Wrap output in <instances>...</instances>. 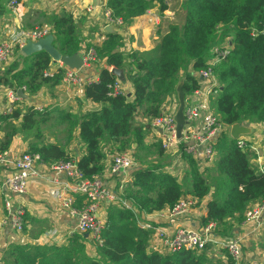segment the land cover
<instances>
[{"label": "trees", "instance_id": "obj_1", "mask_svg": "<svg viewBox=\"0 0 264 264\" xmlns=\"http://www.w3.org/2000/svg\"><path fill=\"white\" fill-rule=\"evenodd\" d=\"M155 5L162 12L172 7L178 16L160 32L157 51L127 53L123 51V37L108 32L105 40L94 47L99 78L85 86L86 97L101 104L100 109L79 118L63 114L70 135L79 125V140L85 152L75 160L85 179L102 177L109 154L148 146L146 134L165 102L177 93L180 82H184L186 95L199 87L195 72L209 67L207 61L220 42L231 46L227 56L215 66L221 83L212 100L216 115L229 126L264 123V0H107L105 8L113 17L129 23ZM77 21L70 13L50 20L54 45L62 54L72 55L82 48ZM52 62L45 51L28 56L25 65L11 76L14 86H25L29 93L36 94L51 81L59 83L64 69L50 72ZM112 67L124 69L132 93H114L118 78L111 72ZM47 72L53 75H46ZM182 72L184 79L180 78ZM49 118L50 112L20 102L11 113L0 114V132H4L0 154L9 151L16 134L22 133L30 141L26 152L39 154L43 163L74 159L65 145L42 141V124ZM215 145L219 156L209 176L205 174V162L187 152L184 144L181 154L188 169L183 180L162 171L160 160L134 166V179L123 188L122 195L131 206L110 204L100 242L75 231L63 244H12L0 264H213L205 251L182 248L162 252L152 247L155 227L142 228L139 220L142 212L171 211L187 196L198 205L210 198L203 226L213 222L218 235L230 236L235 225L247 219L248 209L264 199V171L254 166L252 153L228 133L222 132ZM157 149L160 156L168 152L161 142ZM223 251L227 256L223 264H234Z\"/></svg>", "mask_w": 264, "mask_h": 264}, {"label": "crops", "instance_id": "obj_2", "mask_svg": "<svg viewBox=\"0 0 264 264\" xmlns=\"http://www.w3.org/2000/svg\"><path fill=\"white\" fill-rule=\"evenodd\" d=\"M107 0H99V5L95 6L93 0H21L18 5L11 6L10 0H0V43L12 39L14 33L20 30L32 29L35 27H47L52 31V20L55 16H62L65 13L72 14L78 19L82 35V48L79 52L83 53L88 48H94L100 45L105 40L108 24L105 22V5ZM91 7V9H89ZM178 16L176 11L170 7L162 12L155 5L145 14L136 17L129 23L110 25L115 32L123 37V51L130 53L140 51L145 53L156 52L160 40V32L164 30L165 25L169 21L176 20ZM21 48H17L13 57L4 63H0V112L7 107V96L11 89H17L11 79L12 74L22 68L27 62ZM105 66V62H101ZM60 67L57 62H52L50 72H56ZM192 73L193 67L189 68ZM100 68L95 65L85 67L80 71L82 83H70L64 80V77L59 83L54 81L42 86L36 93L31 94L26 90L27 98H21L20 103L30 105L45 112H50L51 119L55 121L54 125H49L55 128L54 131H45L42 141L61 143L66 146L74 159L81 157L85 148L79 140V125L74 129L72 135H68V131H64L69 123L63 114L70 113L74 117L99 110L101 104L95 103L88 99L85 95V86L87 81L94 82L99 78ZM182 74V73H181ZM122 89L127 92H133L131 82H122ZM170 100V99H169ZM174 103L165 102V109L172 110ZM65 123V124H63ZM252 128V133L244 135L241 138L249 143L256 144V149L262 153H252V163L257 169H264V123L246 122ZM19 125V123H16ZM152 126V125H151ZM64 127L62 131L58 128ZM149 134V135H148ZM161 131L154 130L152 127L147 132L145 142L150 144L161 141ZM230 135V133H229ZM4 136V132H0V139ZM231 137V135H230ZM66 138L65 140H63ZM69 138V140H68ZM219 137L213 138L215 144ZM232 138V137H231ZM60 140V141H59ZM32 141V140H31ZM29 140L24 137V134H16L9 151H7V163H0V261L3 253L12 244H52L54 242L63 244L69 237L75 233L78 219L70 214V211L61 207L58 201L52 196V191L57 187H67L69 193L75 198L76 204H82V197L71 193L70 181L66 173L53 170L49 164L42 165L39 176L34 180L29 181L27 191L23 194H12L6 181L14 169L13 161L16 157L29 150ZM215 150V149H214ZM176 149L165 153L166 156H172L165 167L172 166L174 174L178 175L180 180H183L186 174L187 164L184 159L175 153ZM113 156L108 157L105 161V169L102 173V178L105 183L117 195L120 190L133 181L134 168L123 169L119 173H113L111 166ZM207 165H205V168ZM124 185L123 188L121 186ZM127 187V186H126ZM214 189V187L212 188ZM11 197L16 207L25 209V228L23 233H18L13 227L11 216L6 208V199ZM129 200V199H128ZM210 198L197 204L191 211L186 214L171 216L169 209L161 212L140 214V223L144 225L154 226L166 230L168 233H173L178 228L189 227L195 230L204 228L203 216L206 214V205ZM130 201V200H129ZM81 203V204H80ZM129 205L131 203L128 202ZM109 203L101 205L99 216L106 219ZM141 221V222H140ZM258 219L245 220L239 225H235L230 236L225 238H240L242 246V258L240 264H248L249 262L264 263V236L259 226ZM154 228V229H155ZM56 230L57 234L52 235ZM151 246L161 247V241L157 236V232L151 237ZM205 250L209 258V263L219 264L226 262V254L223 249H215L210 246Z\"/></svg>", "mask_w": 264, "mask_h": 264}, {"label": "built area", "instance_id": "obj_3", "mask_svg": "<svg viewBox=\"0 0 264 264\" xmlns=\"http://www.w3.org/2000/svg\"><path fill=\"white\" fill-rule=\"evenodd\" d=\"M21 0H10V5L15 6ZM91 9V7L89 8ZM105 22L108 25L124 24L121 18H115L110 11L105 8ZM51 29L47 27H35L27 30H20L14 33L11 40L0 43V63L9 61L17 48H22L29 40L37 41L51 33ZM229 41V40H228ZM227 41V42H228ZM229 46V45H228ZM226 41L217 43L213 48V55L207 61L209 67L195 72V76L199 81V87L186 95L185 115L188 121L186 124L183 137L179 139L176 135V122L174 115L176 109L162 111L160 116L153 120L152 127L154 130H160L161 144L166 151L176 149L182 157L181 147L184 144L185 150L193 153L202 163L205 160L212 158L214 152L213 140L214 135H219L222 132L229 131L231 125H225L216 115L212 100L218 95L221 83L215 73V66L227 56L228 50ZM230 48V46H229ZM227 50V52L225 51ZM85 66L95 65L98 62V56L95 48H88L82 53ZM60 68L64 69V80L70 83H82L83 79L80 76V71L70 69L64 64L59 63ZM46 75H53L47 72ZM89 82V81H87ZM122 82L118 80L114 85L115 92H123ZM26 92V87H20ZM18 89H11L7 96V107L0 114L11 113L17 106V102L21 97L18 94ZM243 124L247 125L246 122ZM249 126V125H247ZM250 127V126H249ZM244 136V135H243ZM242 137V136H241ZM237 139L241 147L247 148L248 141L242 138ZM256 144L250 143V147L254 148L257 153ZM113 156L111 171L119 173L123 169L134 168L135 157L134 152L130 149L117 151ZM7 152L0 154V163H7ZM14 169L7 178L6 184L10 188L12 194L20 195L27 191L28 183L39 176L41 166L46 165L40 160L37 153L24 152L16 157L13 161ZM50 167L57 172L67 174L70 183L71 193L82 197V204L77 206L75 198L69 193L67 187H57L52 191V197L59 202L61 207L70 211V214L77 217L78 223L76 231L88 233L92 238L100 242L101 232L104 228L106 219L99 216V211L103 203L116 204L122 203L127 207L131 205L128 199H122L123 189L119 194H115L112 189L105 185L103 178L94 176L88 179L83 177L76 160L60 161L49 164ZM172 172L174 168L169 166L166 168ZM264 171V169L262 170ZM174 172V171H173ZM172 172V173H173ZM174 174V173H173ZM124 185L121 186L123 188ZM197 201L191 196L182 198L178 204L170 211L171 216L183 215L196 207ZM6 208L10 213L13 227L18 233H23L25 228V209L16 207L11 197L6 199ZM247 220L258 219L259 226L264 236V199L246 212ZM140 223L142 228L148 229L151 226ZM216 224L211 222L200 231L183 227L178 228L173 233H168L166 230L155 228L157 236L161 241L162 252H177L182 248L193 249L198 252H203L210 246L215 249H225L234 260V264H240L242 258V246L240 238H225L216 232ZM75 232V231H74ZM54 230L52 235H56ZM55 243V242H54ZM157 248V247H155ZM158 249V248H157ZM248 264H264L262 262H249Z\"/></svg>", "mask_w": 264, "mask_h": 264}, {"label": "water", "instance_id": "obj_4", "mask_svg": "<svg viewBox=\"0 0 264 264\" xmlns=\"http://www.w3.org/2000/svg\"><path fill=\"white\" fill-rule=\"evenodd\" d=\"M95 6L99 5V0H93ZM109 32L114 33L115 30L108 25L106 28ZM264 34V31H263ZM55 35L54 33H49L45 37L38 39L37 41L29 40L22 48V52L27 55L31 56L37 52L45 51L47 52L54 62L62 63L66 67L75 70H83L86 66L84 63V59L81 52L74 53L72 55H65L62 54L59 49L54 45ZM111 72L117 76L118 80L121 82L126 81V74L124 69L118 67H112ZM184 82H180L177 85V97H178V107L174 115V120L176 122V135L179 139L183 137V132L185 129L186 124L188 121L185 115L186 109V93L184 91ZM18 94L21 98H27V94L23 91V89H18ZM252 128L243 124V123H234L231 125L230 135L233 139H239L243 135L251 134ZM89 236L88 233L85 234Z\"/></svg>", "mask_w": 264, "mask_h": 264}, {"label": "rangeland", "instance_id": "obj_5", "mask_svg": "<svg viewBox=\"0 0 264 264\" xmlns=\"http://www.w3.org/2000/svg\"><path fill=\"white\" fill-rule=\"evenodd\" d=\"M229 46H231V43H229ZM229 46L227 47L228 51H229ZM227 50H225V51L227 52ZM184 75L185 74L182 72V74H180V78L184 79ZM168 102H169V104L174 103V110L175 109L177 110V107H178L177 93H174L172 95V98H170V100H168ZM53 120L54 119H51V116H50L49 120L42 124V131H43L44 134H45V131H50L51 132V131L55 130V128L49 127V125H54L55 124V121H53ZM63 124H65V123H63ZM63 129H64V127H60V128H58V131H62ZM68 130H69V126L66 127L64 131H68ZM226 133H228V135H229V131H226ZM68 135H69V133L67 134L66 137H68ZM215 137H220V134L213 136V138H215ZM229 137H230V135H229ZM65 139L66 138H64L63 140H65ZM147 145L148 146L143 148V149H135V150L133 149L132 150V152H134V157H135V167H139V166L146 165V164H149V163H154V162H157L158 160H160L161 162H163V165H164V168L162 169V171L169 172V170L166 169L167 166L165 167L166 163H169V161H165V160L172 159V156H166V155L160 156V155H158V149H157L158 143L157 142H155L154 144H150L149 141H148ZM244 149H248L250 151L251 150L250 143L248 144L247 148H244ZM252 151H253V154H257V151L255 149L252 150ZM259 153L261 154L262 151H259ZM218 156H219V153L215 149L214 152H213L212 158L204 161L205 164L207 165V167L205 168V171H206V169H208V172H206L205 174L208 173L207 174L208 176H209V172H211V170H212L211 168L214 166V163L217 161V157ZM187 169H188V166H187ZM187 169H185V170H187ZM173 175L179 177L176 174H173ZM209 248H211V247H209Z\"/></svg>", "mask_w": 264, "mask_h": 264}]
</instances>
